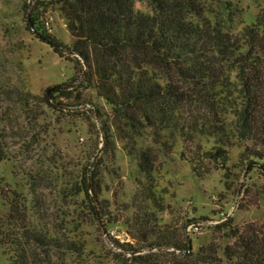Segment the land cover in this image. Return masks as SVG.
<instances>
[{
  "label": "trees",
  "instance_id": "16d2710c",
  "mask_svg": "<svg viewBox=\"0 0 264 264\" xmlns=\"http://www.w3.org/2000/svg\"><path fill=\"white\" fill-rule=\"evenodd\" d=\"M50 4L58 5L67 21L70 45L49 33L41 20L42 9ZM225 10L227 17L212 20L198 0H35L28 7L30 27L39 38L60 54H76L82 72L79 88L96 89L129 127L126 131L118 126L116 136L102 107L96 105L85 112L102 120L106 136L103 153L73 185L80 198L76 204L86 212L90 225L108 229L113 221L106 200L97 191L103 154H110L111 140H120L128 155L137 159L139 172L152 178L155 158L139 143L140 128L148 129L152 142L166 149H173L179 137L188 146L186 150L191 149L190 155L186 151L181 155L197 176L214 168L227 169L236 138L261 146L259 150L246 147L245 156L264 165V8L240 29L231 23L228 3ZM75 91L66 87L56 92L70 99ZM50 96L45 97L49 104ZM150 194L141 208L146 212L155 198L154 191ZM133 206L137 207L127 204L126 211ZM13 220L23 225V237L35 248L75 256L91 252L76 239L36 231L26 198L12 201ZM215 227L235 241L223 251L228 263L264 264V230H242L232 219ZM7 238L0 223V248L10 239L18 253L22 241ZM110 242L113 246L98 255L99 264L102 258L106 260L103 264H222L217 248L211 246L200 247L198 253H183L189 249V238L183 243L160 239L135 245L110 235ZM16 252L13 264H45Z\"/></svg>",
  "mask_w": 264,
  "mask_h": 264
},
{
  "label": "rangeland",
  "instance_id": "374dc122",
  "mask_svg": "<svg viewBox=\"0 0 264 264\" xmlns=\"http://www.w3.org/2000/svg\"><path fill=\"white\" fill-rule=\"evenodd\" d=\"M34 2L0 0V223L8 238L18 237L23 243L18 254L9 239L0 248V264H13L15 252H24L38 263L99 264L98 255L113 246L110 235L135 245L160 239L183 243L190 237L191 251L198 253L200 247L211 246L217 248L222 264H231L223 251L235 241L215 226L232 219L242 230H264V165L245 156L246 147L259 150L261 146L236 138L227 169L214 168L197 176L181 155L182 151L190 155L191 149L186 150L188 146L179 137L173 149H166L152 142L148 129L140 128L136 137L155 158L152 178H147L123 143L111 140L107 146L110 154H103L97 191L106 200L113 221L108 229L90 225L86 212L76 204L80 198L73 185L103 153L106 136L102 120L85 112L96 105L102 107L116 136L118 126L126 131L129 127L96 89L79 88L82 72L76 54L56 52L31 29L28 7ZM198 2L212 20L227 17L228 3L231 23L238 29L264 8V0ZM41 15L49 33L66 45L72 43L58 5L50 4ZM66 87L76 89L70 99L56 92ZM48 95L50 104L45 101ZM229 122L236 130L234 119L230 117ZM152 191L155 198L146 212L141 209L144 197ZM20 197L28 199L36 231L76 239L91 252L75 256L35 248L23 237V225L11 221L12 201ZM130 203L137 207L126 211Z\"/></svg>",
  "mask_w": 264,
  "mask_h": 264
},
{
  "label": "water",
  "instance_id": "95a60500",
  "mask_svg": "<svg viewBox=\"0 0 264 264\" xmlns=\"http://www.w3.org/2000/svg\"><path fill=\"white\" fill-rule=\"evenodd\" d=\"M30 17V16H29ZM31 26L33 27V22H31ZM56 88V87H55ZM191 238L189 237V249L187 250V251H185V252H183V253H188V252H190L191 251V248H192V245H191ZM165 251H174V249H167V250H165ZM178 252H180V251H178Z\"/></svg>",
  "mask_w": 264,
  "mask_h": 264
}]
</instances>
